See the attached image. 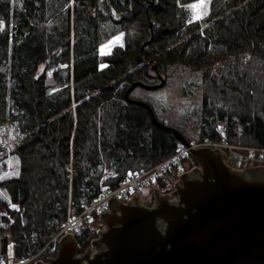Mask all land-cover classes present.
Here are the masks:
<instances>
[{
  "label": "trees",
  "instance_id": "1",
  "mask_svg": "<svg viewBox=\"0 0 264 264\" xmlns=\"http://www.w3.org/2000/svg\"><path fill=\"white\" fill-rule=\"evenodd\" d=\"M198 1L0 0V222L2 211L13 219L0 228V260L32 258L68 215L97 199L99 167L114 169L105 185L115 187L174 153L176 137L124 98L132 83H154L149 62L170 92L199 91L202 126L185 125L189 116L161 119L144 100L161 123L189 142L218 140L220 125L229 143L264 147V0H210L207 14L190 21L187 8ZM119 35L121 44L100 56ZM137 89L145 91L129 97L141 99ZM99 220L94 213L83 223L82 248ZM46 258L44 250L27 264Z\"/></svg>",
  "mask_w": 264,
  "mask_h": 264
},
{
  "label": "water",
  "instance_id": "2",
  "mask_svg": "<svg viewBox=\"0 0 264 264\" xmlns=\"http://www.w3.org/2000/svg\"><path fill=\"white\" fill-rule=\"evenodd\" d=\"M147 67L158 82L136 81L124 98L144 108L156 127L189 146L179 131L156 118L148 103L129 97L135 88L164 87L155 63ZM190 157L199 169L181 173L174 192L156 194L153 208H145L134 191L128 204L112 200L101 215L99 227L104 229L86 254L76 256L79 244L67 235L54 259L37 264H264V168L237 171L222 152L206 147L192 149ZM170 196L176 203H169Z\"/></svg>",
  "mask_w": 264,
  "mask_h": 264
},
{
  "label": "built area",
  "instance_id": "3",
  "mask_svg": "<svg viewBox=\"0 0 264 264\" xmlns=\"http://www.w3.org/2000/svg\"><path fill=\"white\" fill-rule=\"evenodd\" d=\"M238 128L234 129V133H238ZM218 141H205L203 143L192 142L189 146L178 144L175 152L166 158L165 160L155 164L147 170L134 171L127 174L115 187L101 185L106 182L113 174L112 169H101L97 175L100 177L98 199L91 201L86 209L77 217L71 219L68 218L63 229L56 234L51 241L44 247L48 249V259L55 257L58 250V242L61 236L72 235V232L76 229V226L83 218H89L93 212L103 213L108 203L112 199H118L123 203L128 204L131 200V192H138L141 204L147 208H153L156 205L155 192L147 196L144 194V189L151 190L152 183L156 182L161 177H168L177 181L180 174L189 170L196 169L197 166H192L188 170H185L184 160L190 155V150L198 149L202 147H214L217 146L219 150L226 152L227 158L231 161V164L248 167L251 165H261L264 167V147L255 146H242L240 143L231 144L227 141L226 135L222 128L217 129ZM171 192H163L164 195H168ZM169 202L176 201L174 196L169 197ZM3 216L9 218L5 213ZM12 220L9 219L6 223H1L0 227L6 229ZM42 251V250H41ZM40 251V252H41ZM39 252V253H40ZM28 261H22L20 264H26ZM0 264H4L1 262Z\"/></svg>",
  "mask_w": 264,
  "mask_h": 264
},
{
  "label": "rangeland",
  "instance_id": "4",
  "mask_svg": "<svg viewBox=\"0 0 264 264\" xmlns=\"http://www.w3.org/2000/svg\"><path fill=\"white\" fill-rule=\"evenodd\" d=\"M209 2L210 0H199L197 3L188 6L187 11H188V18L190 21H194V20H199L202 17H204L207 12H208V6H209ZM121 44V36H117L115 38L110 39L108 42H106L105 44L101 45L98 49V54L100 56H104L107 55L111 52V50L113 49L114 46H117ZM151 66V65H150ZM104 67L103 65L100 66V68ZM176 66L174 65L173 68H175ZM150 71V70H149ZM153 84V83H152ZM189 89L192 91V96L186 97V98H181L180 95L178 93H172L170 92L167 87H163L161 89L155 90V91H141L139 89H137V96L147 102H149L150 104H152L155 109L157 110V114L158 116L163 119V118H167L170 116V118L175 121V122H179L180 120L183 121V119L185 120L187 116L188 119L187 122H185V125H189L191 119L192 121H194L195 123H197V126L200 127L202 126V123L199 120V116H200V111L198 109L199 104H200V98H199V91H198V87L197 86H193V85H189ZM190 114V115H189ZM206 148H210L211 150H218L220 152H222L226 157V152L223 150H219V148L217 146L212 147H206ZM191 151V150H190ZM228 159V158H227ZM189 163H193L192 159H188ZM8 163H6V167H8ZM228 166L232 169H235L237 171H243L245 169H249V168H264L261 165H251L248 167H243V166H239V165H235V164H231V161L228 159ZM190 168V165H188V163L185 165V170H188ZM196 169H199V167L197 166ZM11 171L13 172V175H15L16 172V168L13 166V164H11ZM154 188H157V186H154ZM144 194L147 195L148 192L146 190H144ZM175 197V196H174ZM176 199V197H175ZM172 204V202H169ZM176 203V201H175ZM109 210H107L106 212H108ZM105 212V213H106ZM91 218H88L86 220L83 221V219L80 220V223L78 225V228H76L75 230H77L76 232H73L74 235V239L78 240V244H79V251L78 254L76 256H80L81 254H86L87 251V247L82 248L81 247V227L83 225V223L85 221H90ZM95 222H93V225L96 226L97 224H94ZM100 224H103L102 220H99V224L96 226L97 230H98V234L103 231V227H99ZM76 233V234H75ZM64 236H61V238ZM60 238V240H61ZM91 246V245H90ZM48 253V252H47ZM96 253V251H92V254ZM88 257H92L91 255H88ZM54 258V257H53ZM46 263V262H44Z\"/></svg>",
  "mask_w": 264,
  "mask_h": 264
},
{
  "label": "flooded vegetation",
  "instance_id": "5",
  "mask_svg": "<svg viewBox=\"0 0 264 264\" xmlns=\"http://www.w3.org/2000/svg\"><path fill=\"white\" fill-rule=\"evenodd\" d=\"M146 76L151 80L154 81V83L157 82V80H155V78L153 77V72L149 71L148 69L146 70ZM137 100H141V99H137ZM141 101H144L143 99ZM41 263V262H38Z\"/></svg>",
  "mask_w": 264,
  "mask_h": 264
}]
</instances>
